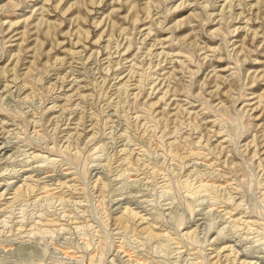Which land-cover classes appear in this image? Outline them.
I'll return each mask as SVG.
<instances>
[{
    "label": "rangeland",
    "instance_id": "obj_1",
    "mask_svg": "<svg viewBox=\"0 0 264 264\" xmlns=\"http://www.w3.org/2000/svg\"><path fill=\"white\" fill-rule=\"evenodd\" d=\"M245 263L264 0H0V264Z\"/></svg>",
    "mask_w": 264,
    "mask_h": 264
},
{
    "label": "bare ground",
    "instance_id": "obj_2",
    "mask_svg": "<svg viewBox=\"0 0 264 264\" xmlns=\"http://www.w3.org/2000/svg\"><path fill=\"white\" fill-rule=\"evenodd\" d=\"M78 34V33H77ZM76 46V45H75ZM245 264H247V263H245ZM249 264V263H248ZM252 264V263H251Z\"/></svg>",
    "mask_w": 264,
    "mask_h": 264
}]
</instances>
